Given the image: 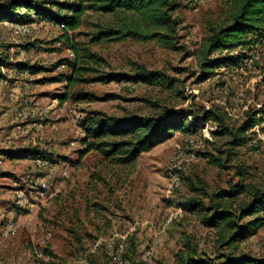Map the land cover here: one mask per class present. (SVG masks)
<instances>
[{
    "label": "rangeland",
    "instance_id": "1",
    "mask_svg": "<svg viewBox=\"0 0 264 264\" xmlns=\"http://www.w3.org/2000/svg\"><path fill=\"white\" fill-rule=\"evenodd\" d=\"M32 1L52 11L54 3L77 2ZM229 1H187L172 49L154 41L95 40L109 19L87 10L69 33L78 50L75 69L71 48L50 21L30 12L26 23H0V55L9 59L0 66V232L11 223L15 232L0 244V264H220L230 252L264 260V225L219 246L214 229L203 224L206 213L184 208L192 198L208 207L202 193L237 184L239 169L246 173L241 198L264 181V116L257 114L246 144L234 150L216 121L201 122L212 111L224 127L235 128L264 110V36L253 39L239 65L228 62L239 59V50L212 54L208 61L228 64L199 81L197 52ZM139 67L164 74L170 88L92 81L105 73L133 75ZM108 95L117 98L103 100ZM163 109L184 112L199 129L175 132L125 165L95 149L84 153L82 125L90 112L158 116ZM34 151L47 158H21ZM41 180L47 184L39 186Z\"/></svg>",
    "mask_w": 264,
    "mask_h": 264
},
{
    "label": "trees",
    "instance_id": "2",
    "mask_svg": "<svg viewBox=\"0 0 264 264\" xmlns=\"http://www.w3.org/2000/svg\"><path fill=\"white\" fill-rule=\"evenodd\" d=\"M187 1L189 0H77L76 3H54L52 6L55 11H52L37 7L32 0H0V23H26L30 17L27 13L30 12L50 21L60 28V40L71 48L75 57L70 65L75 69L78 65V50L71 42L72 37L69 33L75 32L82 25V17L87 10L108 16L109 19L96 33L95 40L154 41L162 48L172 49L177 42L179 11ZM21 11L27 15L21 14ZM208 30L209 36L202 42L197 52L201 69L200 82L213 77L215 73L212 70L215 68L228 64L225 61L224 63L208 61L212 54L223 52L229 54L239 50V59L229 58L228 62L234 60L239 65L248 59L247 54L253 39L264 36V0H230L223 16L210 23ZM7 64H9L8 57L0 55V66ZM15 68L33 73L32 67L27 65L18 64ZM66 80L72 81L73 78L67 77ZM92 81L158 84L167 89L171 85V80L164 74L148 71L143 67H139L133 75L105 73ZM115 98L117 97L108 95L103 100ZM257 114L263 118L264 110L246 116L235 128L224 127L220 124V118L212 111L205 112L201 122L216 121L218 133L228 134L227 144L234 150L246 144L247 133L260 122ZM89 115L88 122L82 125L84 131L82 144H87L84 153L95 149L102 157L120 165L133 162L140 154L165 142L175 132L195 133L200 126L197 121L188 123L184 112H170L166 109L156 115L157 117L130 114L113 117L101 112H90ZM89 139L92 140L91 143H87ZM20 154L21 158L39 155L41 158H47L46 155L36 151L24 153L26 155ZM237 176L239 177L237 184L229 183L226 189H219L211 195L202 193L204 190L199 189L209 200L208 207H205L203 201L198 198L188 200L184 206L189 212L206 213L203 224L214 229L219 246H231L235 242L242 241L264 225V181L259 189L251 191L244 199L240 196L245 193L243 178L245 179L246 173L239 169ZM221 258L220 264H264V260H254L245 255L235 256L231 252L223 254Z\"/></svg>",
    "mask_w": 264,
    "mask_h": 264
},
{
    "label": "built area",
    "instance_id": "3",
    "mask_svg": "<svg viewBox=\"0 0 264 264\" xmlns=\"http://www.w3.org/2000/svg\"><path fill=\"white\" fill-rule=\"evenodd\" d=\"M20 28V27H19ZM21 29V33H22V36H23V28H20ZM252 65V61L249 62L248 66ZM14 99H16V95L14 94ZM194 141H191L190 144H193ZM39 166H42L40 164H38ZM42 184H47L46 182L44 181H39L38 182V185L39 186H42ZM15 232H14V227L12 225V223L9 225L8 228H6V231L5 232H0V244L2 243L3 240H7L9 238H11L12 236H14ZM126 264H128V262H126Z\"/></svg>",
    "mask_w": 264,
    "mask_h": 264
},
{
    "label": "bare ground",
    "instance_id": "4",
    "mask_svg": "<svg viewBox=\"0 0 264 264\" xmlns=\"http://www.w3.org/2000/svg\"><path fill=\"white\" fill-rule=\"evenodd\" d=\"M20 27H22V26H20ZM173 182H174V185H175V187H177V186H179L180 185V183H179V181L178 180H176V179H174L173 178V180H172Z\"/></svg>",
    "mask_w": 264,
    "mask_h": 264
},
{
    "label": "crops",
    "instance_id": "5",
    "mask_svg": "<svg viewBox=\"0 0 264 264\" xmlns=\"http://www.w3.org/2000/svg\"><path fill=\"white\" fill-rule=\"evenodd\" d=\"M17 74H22V73H19V72H18Z\"/></svg>",
    "mask_w": 264,
    "mask_h": 264
}]
</instances>
